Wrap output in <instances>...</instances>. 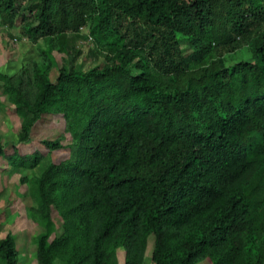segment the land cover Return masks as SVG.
<instances>
[{
  "label": "trees",
  "instance_id": "trees-1",
  "mask_svg": "<svg viewBox=\"0 0 264 264\" xmlns=\"http://www.w3.org/2000/svg\"><path fill=\"white\" fill-rule=\"evenodd\" d=\"M0 22L28 46L0 69L21 119L0 157L32 171L39 264H144L151 238V264H264V0H0ZM48 115L65 132L21 154Z\"/></svg>",
  "mask_w": 264,
  "mask_h": 264
},
{
  "label": "rangeland",
  "instance_id": "rangeland-1",
  "mask_svg": "<svg viewBox=\"0 0 264 264\" xmlns=\"http://www.w3.org/2000/svg\"><path fill=\"white\" fill-rule=\"evenodd\" d=\"M81 30L82 34L78 37L79 46L77 45V47L81 46L84 57L79 61L83 60L84 68H89L104 59L102 56L97 59L93 55L90 56L88 51L93 46L92 39L85 38L88 35L87 27H82ZM16 36H19L17 26H8L0 22V69L15 71L22 64V54L23 51L26 52L28 46L23 47L16 40ZM242 56V52H235L230 55V61L238 60ZM72 57L71 55L69 58ZM11 107L0 86V144H5L8 152L13 150V145L21 130V119L11 111ZM63 132H65L64 117L48 115L33 127L31 143L17 145L19 152L25 155L39 151L46 156L48 148L43 140L56 138ZM67 135L69 136V133ZM68 154L69 149L63 148L54 151L53 157L55 161H60ZM7 162L6 157H0V237L8 231L14 236L18 251V264H39L36 237L44 230V227L31 216V208L35 204V200L30 191V182L22 181L23 177H31L32 171L9 166ZM53 216L57 223L56 233H60L62 231L61 218L55 210ZM152 248L153 238H151L144 264H151ZM118 258L119 264H125L124 251L119 253ZM0 264H4V260L1 258Z\"/></svg>",
  "mask_w": 264,
  "mask_h": 264
}]
</instances>
